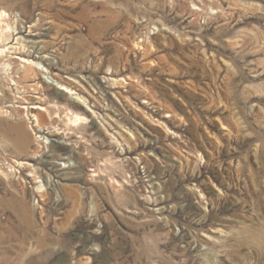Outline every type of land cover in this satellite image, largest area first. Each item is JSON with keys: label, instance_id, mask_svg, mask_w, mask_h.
Segmentation results:
<instances>
[{"label": "rangeland", "instance_id": "374dc122", "mask_svg": "<svg viewBox=\"0 0 264 264\" xmlns=\"http://www.w3.org/2000/svg\"><path fill=\"white\" fill-rule=\"evenodd\" d=\"M0 11V264H264V0Z\"/></svg>", "mask_w": 264, "mask_h": 264}, {"label": "bare ground", "instance_id": "6f19581e", "mask_svg": "<svg viewBox=\"0 0 264 264\" xmlns=\"http://www.w3.org/2000/svg\"><path fill=\"white\" fill-rule=\"evenodd\" d=\"M3 11H0V71L3 72L4 74H8L9 70H11V67H10V65H11V53L13 52L15 54L18 53V56L14 55L13 59H17L18 61L22 62L24 64V67L28 66L29 68H27L26 71L32 72V74L34 75L33 78H36L37 73L34 70L39 69V68H37V66L34 64V62H32V60H30V57L31 56L33 57L34 55L32 53H25L23 50L20 49V46L17 48L18 44L22 45V41L27 42L28 40H26L25 37L24 38H21V37L14 38L16 35L20 34L22 32V30H19L18 34L9 33L8 24L7 23L5 24V22L3 20H1L5 16V13ZM4 25H6L7 30H4V28H3ZM14 40H15V42H14ZM0 85L2 87V90H5L9 93V101H8L9 105H7L6 107H9V108L19 107L21 109L26 108L25 105L14 106L15 103H18L15 101L16 98H19V101H25V98H24L25 96L17 95L16 93H14V90L7 88V86H3L1 82H0ZM52 85L56 86V84H52ZM58 89L62 92L67 93V94H72V93L74 94V92L71 89H69L68 87L62 86ZM0 96H3V93L1 91H0ZM78 100L82 103H85L82 100V98H80V97L78 98ZM30 107L33 109H39L42 111H46L45 109L41 108L40 105H37V104L31 105ZM9 110L8 109L3 110L2 113L4 115H10L12 110L11 109H9ZM62 118L67 121L69 126L74 127L78 123H80L82 116H80L76 113H71L70 110H67L66 114L63 115ZM38 120H40V118H38ZM10 128L15 132V136L17 139L16 143L23 144V140L21 138L24 136V132L22 131V122L17 119V121L14 122L13 126H11ZM30 129H32V128H30ZM39 137L40 136H37V138H39ZM18 164L20 166H25V164L23 162H18Z\"/></svg>", "mask_w": 264, "mask_h": 264}, {"label": "clouds", "instance_id": "9594fccd", "mask_svg": "<svg viewBox=\"0 0 264 264\" xmlns=\"http://www.w3.org/2000/svg\"><path fill=\"white\" fill-rule=\"evenodd\" d=\"M248 230H250V228L249 229H241V230H239L241 233H244V232H246V231H248Z\"/></svg>", "mask_w": 264, "mask_h": 264}]
</instances>
